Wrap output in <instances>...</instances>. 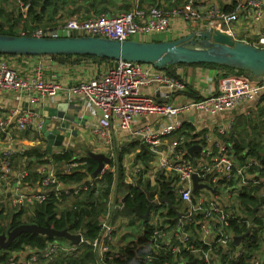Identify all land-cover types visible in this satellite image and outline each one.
I'll return each mask as SVG.
<instances>
[{
  "label": "built area",
  "instance_id": "1",
  "mask_svg": "<svg viewBox=\"0 0 264 264\" xmlns=\"http://www.w3.org/2000/svg\"><path fill=\"white\" fill-rule=\"evenodd\" d=\"M15 1L23 14L22 20L28 13V6L20 0ZM244 1L248 23L255 26L253 34L233 30L241 23L238 12H223L213 7L201 14L195 8L194 0H186L181 6L170 8L152 6L143 9L136 5L114 16L72 17L55 27L24 30L18 36L97 37L122 42L130 40L136 33L165 34L169 21L181 17L189 27L218 31L235 42L264 49V27L260 26L264 0ZM203 19L207 22L200 25ZM91 63L97 66L92 76L64 88L56 73L46 76L43 61L34 60L30 67L13 68L9 57L0 56L1 95H26L29 104L49 105L47 100L52 101L62 91L66 92L61 116L48 118L42 114L40 106L39 109H14L8 114L0 111V204L9 211L25 210L55 198V209H58L63 197L87 189L86 184L75 187L58 176L85 168L87 161L77 159L87 154L81 157L73 154L67 162L52 161V155L70 149L66 141L64 143L65 136L67 138L71 131L64 118L69 105H80L85 114L82 118L93 119L94 126L88 127L89 138L97 136L109 146L110 153L103 154L110 162L103 164L99 178L106 172L117 176L115 161L123 148L121 144L135 142L137 152L145 150L150 160L147 164L123 160L124 177L121 182L115 178L107 210L98 218L96 238L86 240L83 225L72 230L66 228L69 235L78 237V243L53 237L40 248L25 247L11 252L0 260V264H55L59 260H78L87 249L93 255L89 264H264V139L260 143L261 159L251 157L248 148L236 151L229 141L235 130L239 132L236 127L239 117L253 120L257 116L264 98V77L261 82H255L243 74L221 76L216 89L207 97L174 104L170 100L186 91L185 82L152 63L125 60L107 63L93 60ZM149 88L167 89L158 96L167 101H157V97L145 92ZM192 112L232 113L233 116L210 134H197L189 129L181 131L183 121L179 115ZM145 115L167 121L157 128L145 125L133 129L134 121ZM46 119L49 120L46 129L55 130L63 137L61 144L53 146L50 154L46 151V139L41 130ZM244 130L248 132L245 125ZM195 145L199 150L191 157L187 149ZM32 147H38V152L43 150L45 154L39 159L21 156ZM30 172L37 173V177H31ZM194 176L202 187L193 193ZM135 185L154 190L150 198L152 207L147 222L141 226L144 231L127 238L118 232L113 219L118 212L122 213L124 204L121 200L124 195H131L130 188ZM100 187V183H96V196L100 194ZM121 187L125 188L124 193L120 192ZM251 188L256 189L258 201L263 198L252 221L249 220L250 212L247 213L240 202L241 193ZM162 189L174 192L173 203L176 211L181 213L178 217L168 215L166 204L160 202ZM114 191L117 193L116 205L112 208ZM120 224L125 223L121 221ZM248 228V236L239 245H234L233 237L245 233ZM249 246L253 250H249Z\"/></svg>",
  "mask_w": 264,
  "mask_h": 264
},
{
  "label": "water",
  "instance_id": "2",
  "mask_svg": "<svg viewBox=\"0 0 264 264\" xmlns=\"http://www.w3.org/2000/svg\"><path fill=\"white\" fill-rule=\"evenodd\" d=\"M0 54L2 55H19V56H39V55H85L101 58L109 61L125 60L131 62L152 63L159 69H165L168 65L177 64H218L238 67L243 70V75L248 79L261 82L264 77V49H259L251 45L235 42L232 38L224 33L212 31L211 29H191V32L176 40H167L161 42H136L133 40L126 41H110L97 37H64V38H38L32 36H6L0 35ZM167 89L159 88L155 92L157 101H164L159 98L163 91ZM65 104H59L56 108H45L46 116L54 117L63 114ZM60 111V112H57ZM46 119L41 128L43 136L46 139V151L51 153L53 146H59L63 137L55 130H47ZM199 150L198 146H190L187 149L188 154L192 157L193 152ZM88 157L95 160L97 167L88 176L87 180L96 177L101 172L104 163H109V158L103 154L88 153ZM117 164V162L115 161ZM202 186L197 184V178L193 177V193L196 188ZM148 206L144 213H141L139 206L128 207L125 198H122L121 212L127 216L136 215L148 220V212L152 207L150 203L149 192L142 187ZM116 191L112 208L116 205ZM169 191L162 189L160 202L166 204L168 211H172L177 217L181 214L176 211L173 199L169 197ZM263 204L261 197L258 204L252 208L249 220L252 221L256 211ZM21 233L38 234L46 237H60L69 239L72 243H78L76 236H71L65 229L55 230L49 225L38 224H20L0 234V249L5 251L8 249L12 241ZM249 228L245 233L234 236L233 244L239 243L248 236ZM191 264H194L192 262Z\"/></svg>",
  "mask_w": 264,
  "mask_h": 264
},
{
  "label": "trees",
  "instance_id": "3",
  "mask_svg": "<svg viewBox=\"0 0 264 264\" xmlns=\"http://www.w3.org/2000/svg\"><path fill=\"white\" fill-rule=\"evenodd\" d=\"M5 0H0V2ZM69 0H20L23 5L28 6L27 16L32 20L33 23L41 22V17L49 10V7L52 6V13H55L61 5L67 3ZM75 2V0H71ZM89 1V0H82ZM95 1V2H94ZM104 0H91L92 5L97 4ZM223 12H231L235 9V5L227 6L222 9ZM1 12V10H0ZM100 14V12H97ZM6 23H0V35L6 36H18L14 31L13 24L9 25V20L5 21ZM27 26L24 25V30H26ZM29 36V34L27 35ZM162 38L155 37L152 42H161ZM2 57H12L13 54L2 55ZM18 57H22L19 55H15ZM66 57H75V60H87L92 59L98 63H107L109 60L85 56V55H66ZM64 56V58H66ZM202 67V68H211L216 69L219 76H226L229 74L240 75L243 74V70L238 67H232L227 65H218V64H208V63H198V64H177V65H168L164 70L167 71L170 75L178 77L173 67ZM189 90V89H188ZM189 95L192 92L189 91ZM195 97V95H191ZM201 97H195V100H200ZM262 105L258 109V114L255 116L254 120H247L245 117H239L237 119V126L240 127L239 132L235 130L234 134H232L229 138V141L232 142L236 151H240L244 148L249 149V155L251 157L261 159V146L260 143L264 139V98L262 99ZM261 118V119H260ZM244 125L248 132L244 130ZM181 131L187 129L185 126L181 127ZM132 143H128L126 146L122 148L120 153L117 154V176L113 173L106 172L101 178L93 177L91 181H87L88 176H91L92 172L97 167V163L95 160L91 159L88 156H84L78 158L77 160H86L87 166L82 169H78L72 171L68 174H58L60 179L67 182L68 184L78 187L80 184H86V190H80L76 194H70V196L63 197V201L69 200L71 198L70 204L66 208H62L60 211L55 209L54 203L56 202L55 198H50L48 201L44 202L41 205H37L34 207L33 212L30 216L25 215V210H11L6 212L2 204H0V234H5L10 229L14 228L20 224H38V225H49L51 228L55 230H63L68 228L72 230L74 228L80 227L83 225L84 228V238L86 240H93L97 237L99 233V221L98 218L104 214L107 210L109 203V195L112 192L115 184V178L118 182H121L124 177V170L122 169L123 156L125 153H130L131 149H133ZM40 150L38 147L28 148L23 152L21 156L23 157H35L36 159L41 158L45 151ZM145 155V152H141L136 155V161H141L145 164L149 162L148 156ZM73 153L71 149H67L63 151L62 154L52 155V161L54 163L58 162H67L73 157ZM39 162V160L37 161ZM31 165L28 164V168ZM29 175L31 177L36 178L37 173L30 172ZM96 183H100V194L96 196ZM145 189L149 192L150 197L152 196L151 189L149 187H145ZM256 189L245 190L240 195V202L244 205L247 213H251L252 208L255 207L258 203V199L256 197ZM130 194L127 195L125 199V203L128 207H133L134 205H138L140 211H145L148 206V201L145 198L144 192L141 188L132 186L130 188ZM171 197V196H170ZM168 215H174L172 211H168ZM26 216V219H23ZM256 221V220H255ZM52 237H46L38 234L31 233H21L18 235L10 244L7 250L3 251L0 249V260L5 259L8 254L11 252H16L24 249L25 247L29 248H40L44 245L47 240H51ZM249 250H253L251 246H249ZM92 253L87 249L84 254L77 259H70L64 261L65 264H89L90 261L93 260ZM63 261V260H62ZM61 260L57 261L55 264H63Z\"/></svg>",
  "mask_w": 264,
  "mask_h": 264
},
{
  "label": "crops",
  "instance_id": "4",
  "mask_svg": "<svg viewBox=\"0 0 264 264\" xmlns=\"http://www.w3.org/2000/svg\"><path fill=\"white\" fill-rule=\"evenodd\" d=\"M95 2V1H94ZM185 0H104L102 2L99 1V3L94 4V6L91 3V0L89 1H82L78 0L76 2L78 7H75L74 12L69 14L67 11H62L60 10L61 7L64 8V5L67 3L61 5L58 7L57 11L55 13H52V6L49 7V10L41 17V22H45L44 25L46 27H55L59 23H63L66 19L62 21H58V19L55 18H60L62 15L63 18H72L76 16H70L74 15L77 12L80 13V18H87L90 15H98L97 12H100V14H108L109 16H114L119 12L122 11H128L133 9L136 5L139 8L147 9L152 6H161L164 8H170L174 6H181ZM194 5L195 8L199 10V13L203 14L207 9H211L213 7H218L219 9L226 8L227 6H232L235 5V9L231 12H238L239 18L241 19V23L237 24L234 26V29L236 32H240L242 34H253L255 30V26L252 25L251 23H248L249 16L246 12L247 7L245 6V1L244 0H194ZM69 7L73 5V3L67 4ZM60 10V11H59ZM70 10V12L72 11ZM221 10V9H220ZM58 11L61 13L58 16L54 18H50L47 20L46 16L52 17ZM222 11V10H221ZM96 12V13H95ZM63 13V14H62ZM61 16V18H62ZM30 19L27 15L25 18H22L21 23L24 19ZM183 20V18H182ZM179 19L174 17L171 21H169V25L175 26L179 23ZM41 22H35L33 23L32 20L30 19V23L36 26V24H39ZM59 22V23H58ZM207 22L206 19H203L200 21V25L205 24ZM0 23H3L0 20ZM41 23V24H42ZM52 23V25H50ZM57 23V24H54ZM183 23L185 26H187V30L181 31L180 35L175 37V38H170L168 32L167 34H160L164 36V39L162 41H167V40H176L179 39L183 36H186L188 33L191 32V29L197 30H205L206 28H199L198 26H194V28L189 27L187 23L183 20ZM9 25L12 24L11 21L8 23ZM26 22L22 23V27L20 28L19 31L16 32V34H19L20 32L23 31L24 25ZM50 25V26H49ZM261 27H264V17L263 21L260 24ZM43 28V27H42ZM45 28V27H44ZM35 28H30L27 27L25 31L29 32ZM15 56V55H14ZM10 57V63L16 65L17 67L23 66V65H28L29 67L32 66L34 63V60H41L45 63V66L47 68L46 71V76H49L51 73H56L58 76L59 82L62 84L64 88L70 87L74 84H76L79 81L85 80L88 77L92 76L96 71L97 67L91 63L90 59L87 60H80L77 61L75 58H52V57H47V56H34V57ZM34 59L33 61L30 60ZM175 74L183 79V81L186 84V91H184L182 94L172 97L170 102H173L174 104H180V103H186L192 100H195V97H207L209 94L213 93L214 90L216 89L219 80L222 78L221 76H218L219 72L216 69H211V68H202V67H173ZM210 76H212V79L210 80ZM189 89V90H188ZM157 89L149 88L147 89V93H149L151 96L152 94L155 97V92ZM192 92V94H188ZM65 91H62L57 97H55L52 101L47 100L46 102L49 103V105H40L36 103L35 105L29 104L28 102V97L26 95H11V94H0V111L3 114H8L9 112L13 111L14 109H41V112L43 115H46L47 112L44 111V108H56L59 104H64L65 101L62 99L64 98ZM195 95V97L191 96ZM153 97V96H152ZM156 98V97H155ZM161 98V97H160ZM163 99V98H162ZM167 101L166 99L164 102ZM40 106V107H38ZM67 114L64 115V118L66 121L71 126V131L68 134V137L64 138V143L68 144L70 146L69 148H74L77 146V141H81L82 139L88 140L89 136L87 135L88 133V127H93V119L88 118L84 116L82 108L80 105H69L67 107ZM60 112V111H57ZM61 116V114H59ZM233 116L232 113H224V114H219V115H208L204 114L201 112H192L189 114H182L179 115V118L183 121L182 127H186L193 133H211L215 127L225 123L228 118ZM79 118H81L79 120ZM167 119L166 118H157L153 117L152 115H145L143 117L137 118L134 123L132 124V128H140L145 125H151L153 128H157L159 126H164L166 123ZM237 126V125H236ZM237 129L240 130V127H237ZM73 135H76L77 138L74 139ZM118 139V136H117ZM116 139V141H117ZM115 141V143H116ZM65 145V144H64ZM127 144H121V147L126 146ZM72 150V149H71ZM145 152V155L143 156H148L147 152L145 150H141L139 153L136 150V155L140 154L141 152ZM73 152V151H72ZM89 153V152H88ZM87 153V156H88ZM92 153L95 154H103L105 153L104 149H94ZM120 153V152H118ZM131 153V152H130ZM130 153H127L129 157ZM104 155V154H103ZM125 159V158H123ZM148 160H150V157L148 156ZM139 163H143L141 161H138ZM145 164V163H143ZM121 193L125 192V188L121 187L120 189ZM125 197V195H124ZM123 197V198H124ZM124 222V225H121L120 222ZM113 222L118 225V232L122 235H125L127 238L133 237L140 230L144 231L141 226L145 223L143 219L139 218L136 215H130L127 216L123 213H117L116 218L113 219Z\"/></svg>",
  "mask_w": 264,
  "mask_h": 264
},
{
  "label": "rangeland",
  "instance_id": "5",
  "mask_svg": "<svg viewBox=\"0 0 264 264\" xmlns=\"http://www.w3.org/2000/svg\"><path fill=\"white\" fill-rule=\"evenodd\" d=\"M71 2L72 1L69 0L67 4H69ZM76 2H78V0H75V2H72L73 5H71V7H69L66 4V5H64V8L61 7L60 10L63 9L62 11H64V12L67 11L69 14L70 13L72 14L74 12V10H72V9H74L75 7H78V5H76L77 4ZM0 10H1V12H0V20L3 23H6L5 22L6 20L11 21L12 24H13V28H14L15 32L19 31L20 28H23L22 27V23H24V22H26V26L27 27L30 26V28H42V27L44 28V27H46L44 25V23H45L44 21H43V23L41 22L42 24L39 23V24H36V26H35L32 23H30V19H28V18L24 19L22 21V23H21V17H22L23 14L21 13L19 4L15 0H5V1L0 2ZM70 10H72V11L70 12ZM59 11H58V13L53 15L52 17L46 16L47 20H49L50 18H54V17L58 16L59 14L61 15V13ZM61 16H60V18L57 17L55 19H58V21H62L64 19H67V18H63V16L61 18ZM70 16H76V17L79 18L80 13L77 12L76 14L70 15ZM176 18L180 20L179 23L177 25H175V26L168 25V28H167V30L165 32L166 35L169 34L170 38H175V37L179 36L181 31H184V30L186 31L187 28H188L187 26L184 25L183 20H182L181 17H176ZM172 19H174V18H172ZM54 24H57V23H54ZM50 25H52V23ZM168 29H169V32L167 34ZM155 37H159V38L164 39L163 35H160V34L155 33V32L146 33V34L136 33V34H133L132 36H130L129 39L133 40V41H136V42H152L153 38H155ZM64 56L66 57V55H64ZM66 58H75V57H66ZM90 60L93 61L92 59H90ZM11 66L13 68L17 67L14 64H11ZM229 75H235V74H229ZM211 79H212V76H210V80ZM73 137H74V139L77 138L76 135H73ZM131 143H132V145L134 147H133V149H131V153H130L128 158H127L128 154L127 153L124 154L123 158H125V159H123V160L127 161V162L131 161L132 163L135 164V163H138L136 161V157H135L136 156V150H137V144L135 142H131ZM71 149L73 151L72 153L74 155L78 156V157H81V156L87 154L88 152H92L94 149H105L106 154L110 153L109 146H107L105 144L104 140H102L101 138H99L97 136H94V135L90 136V138L88 140L82 139L81 141H77V146H75L74 148H71ZM152 191L154 192V190H151V192ZM70 202H71V198L69 200L63 201L62 205H60V207L58 208L59 211L62 208L63 209L66 208L70 204ZM116 208H118V206ZM33 210H34L33 208L26 209L25 210V215L26 216H30L31 213L33 212ZM6 212H9V210H6ZM26 216H23L24 217L23 219H26ZM62 262H63V264H65L64 261H62Z\"/></svg>",
  "mask_w": 264,
  "mask_h": 264
},
{
  "label": "flooded vegetation",
  "instance_id": "6",
  "mask_svg": "<svg viewBox=\"0 0 264 264\" xmlns=\"http://www.w3.org/2000/svg\"><path fill=\"white\" fill-rule=\"evenodd\" d=\"M169 195L171 196V198L173 199V201H175V194H174V192H171ZM144 212H145V211H144ZM144 212L141 211V213H144Z\"/></svg>",
  "mask_w": 264,
  "mask_h": 264
}]
</instances>
